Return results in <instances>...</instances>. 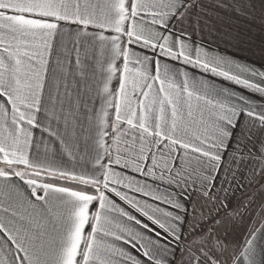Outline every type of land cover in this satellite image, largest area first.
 Instances as JSON below:
<instances>
[{"label":"snow or ice","instance_id":"obj_1","mask_svg":"<svg viewBox=\"0 0 264 264\" xmlns=\"http://www.w3.org/2000/svg\"><path fill=\"white\" fill-rule=\"evenodd\" d=\"M209 7L0 0V264H264V226L231 239L264 204V71L197 43Z\"/></svg>","mask_w":264,"mask_h":264},{"label":"crops","instance_id":"obj_2","mask_svg":"<svg viewBox=\"0 0 264 264\" xmlns=\"http://www.w3.org/2000/svg\"><path fill=\"white\" fill-rule=\"evenodd\" d=\"M205 2L211 5L206 11L217 27L212 29L211 34L206 31L203 38L197 35V43L202 44L207 51L224 56L241 66L255 67L264 71L262 67L264 65V44L261 43V36H264V33L259 27V20L255 24L249 23L251 14L259 10V0H223L219 9L215 5L220 0H205ZM253 2L257 5L255 10L251 8ZM238 6L239 8L247 6L248 13L239 11ZM234 9H236L235 12ZM228 33H231L235 39H231ZM206 78L214 82L217 87H226L237 94L248 95L250 99H256L259 95L220 77L206 76ZM256 102L261 103L262 101L256 99ZM262 226H264V204L256 198L251 209L245 213L244 221L231 237L233 245H242L250 231Z\"/></svg>","mask_w":264,"mask_h":264}]
</instances>
